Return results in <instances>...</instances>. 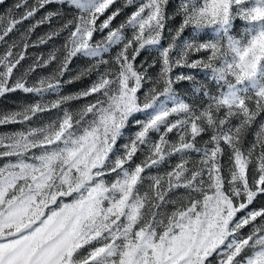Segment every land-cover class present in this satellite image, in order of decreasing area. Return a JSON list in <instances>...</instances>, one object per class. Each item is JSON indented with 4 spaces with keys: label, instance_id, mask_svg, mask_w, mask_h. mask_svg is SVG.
<instances>
[{
    "label": "snow or ice",
    "instance_id": "1",
    "mask_svg": "<svg viewBox=\"0 0 264 264\" xmlns=\"http://www.w3.org/2000/svg\"><path fill=\"white\" fill-rule=\"evenodd\" d=\"M0 44V264H264V0H15Z\"/></svg>",
    "mask_w": 264,
    "mask_h": 264
},
{
    "label": "rangeland",
    "instance_id": "2",
    "mask_svg": "<svg viewBox=\"0 0 264 264\" xmlns=\"http://www.w3.org/2000/svg\"><path fill=\"white\" fill-rule=\"evenodd\" d=\"M33 0H29V3H32ZM15 3V0H7V2L0 6V12H3L5 9L11 7ZM119 4V0H118ZM53 6H48L47 9H42L39 13H37L36 19H39L42 15L45 14L46 10H52ZM131 8L126 9L125 12L130 13ZM22 11V9H21ZM124 19V15L122 14L120 17L117 18L116 21H114V24L120 23ZM34 20L31 21H26L23 25L18 26L19 31H14L13 33H10L8 37L5 38L6 41L9 43L12 40H16L19 38L20 33L25 30V28L28 26L29 23H34ZM55 23V21H53ZM50 30V26L48 24L40 25L39 27L36 28L35 32L32 33L31 40L29 43H32L33 41H36L39 36L44 35L46 32ZM96 39H100V34H96ZM63 42V35L60 37H56L53 40L49 41L47 44H40L34 47H29L26 52V58L25 60L21 61V65L18 66V69L22 71L24 68H26L29 64H31L35 58L41 54H43L45 57L49 53V51L52 50L54 46H59ZM166 43V42H165ZM5 50V46L3 44H0V53H2ZM156 55L155 52H150V51H142L140 56L137 57L136 63L139 64L142 61L148 60L149 62L151 59ZM82 64V61L80 59H74L73 63L70 65V68L73 69V71L77 70L78 67ZM55 63L52 65H49L47 68H37L36 72L33 73V77H39L41 75H48L54 68H55ZM150 71H155V69H150ZM176 72L184 71V72H191L193 74L197 75V78L199 79V70L198 69H176ZM73 73H66L64 79L70 78V76ZM82 86L81 82H77L72 85H65L64 92H71V91H76ZM177 89L180 91H184L190 87L188 82H182L178 84ZM49 99H52L54 97H47ZM31 97L26 96L25 94L21 92H16V93H10L7 94L6 96L0 98V111L4 110H12L15 109L18 103H21L23 101L29 100ZM20 127V125H7V126H2L0 127V132L3 131H11V130H16ZM249 140L252 139V136L249 135L248 137ZM260 201L257 202L259 204Z\"/></svg>",
    "mask_w": 264,
    "mask_h": 264
}]
</instances>
